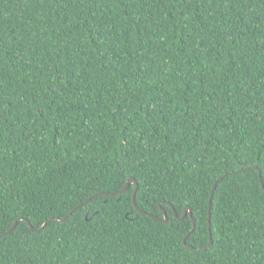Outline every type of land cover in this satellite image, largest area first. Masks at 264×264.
<instances>
[{
	"label": "trees",
	"instance_id": "1",
	"mask_svg": "<svg viewBox=\"0 0 264 264\" xmlns=\"http://www.w3.org/2000/svg\"><path fill=\"white\" fill-rule=\"evenodd\" d=\"M259 172L264 0H0V264H264Z\"/></svg>",
	"mask_w": 264,
	"mask_h": 264
},
{
	"label": "water",
	"instance_id": "2",
	"mask_svg": "<svg viewBox=\"0 0 264 264\" xmlns=\"http://www.w3.org/2000/svg\"><path fill=\"white\" fill-rule=\"evenodd\" d=\"M255 168H257V167L255 166ZM220 177H221V176H220ZM220 177H219L217 180H215V182L213 183L212 189L215 188V185H216L217 181L220 179ZM259 179H260V181H261L262 188L264 189V184H263V182H262V178H261L260 172H259ZM130 183H133V184H134V189H133V192H132V193H133V195H132V202H133V204L135 205V207H136L138 210H140V209L137 207V205H136V203H135V200H134L135 195L137 194L136 191H137V188H138V183H137L136 179L133 178V177H131V176L128 177V178L126 179V183H125V185H124V187H123L122 189H120V190H118V191H112V192L103 191V192H101V194H108V193L117 194V193H121L123 190H125V189L130 185ZM211 196H212V193L210 194V197H211ZM91 197H92V196L88 197L87 199H90ZM79 206H81V204H79L77 207H79ZM74 209H75V208L71 209V210H70L67 214H65L64 216H61V217H59V216L51 217L50 219L62 220V219H64V218H66V217L68 216V214H70ZM161 210L163 211L164 218H163V219H160V218H158V217H156V216H154V217L157 218L158 220L166 221V220H167L166 212H165L163 209H161ZM144 213L147 214L146 212H144ZM174 214L176 215V212H174ZM186 214L189 215V217H190V219H191V222H192V227H191V229L188 231V233H190V231H192V230L194 229V227H195V222H194V220H193V218H192V208H191L189 205H185V207H184V209H183V213H182V215H181L179 218H183ZM86 218H87V216H86ZM25 220L28 222L29 226H30L33 230H36V229H35V228L29 223V221H28L27 219H25ZM16 222H17V219L14 220V222H13L12 226L10 227L9 231H11V230L15 227ZM47 222H48V221H45V222L40 226L39 229H42V228L47 224ZM207 222H208V233H209V236H210V238H209V242H208V244H207V246H208V245H210V244L212 243V239H211V230H210V227H209V226H210V203L208 204V221H207ZM186 236H187V234L183 237V242H185Z\"/></svg>",
	"mask_w": 264,
	"mask_h": 264
}]
</instances>
